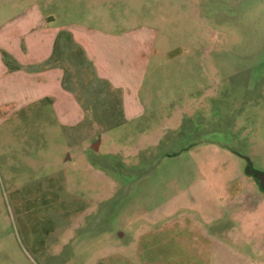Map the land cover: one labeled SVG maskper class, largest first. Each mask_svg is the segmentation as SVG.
Returning <instances> with one entry per match:
<instances>
[{
    "label": "rangeland",
    "instance_id": "374dc122",
    "mask_svg": "<svg viewBox=\"0 0 264 264\" xmlns=\"http://www.w3.org/2000/svg\"><path fill=\"white\" fill-rule=\"evenodd\" d=\"M33 10L149 47L126 118L67 33L82 121L0 91V264H264V0H0V30Z\"/></svg>",
    "mask_w": 264,
    "mask_h": 264
},
{
    "label": "crops",
    "instance_id": "0c3cea01",
    "mask_svg": "<svg viewBox=\"0 0 264 264\" xmlns=\"http://www.w3.org/2000/svg\"><path fill=\"white\" fill-rule=\"evenodd\" d=\"M51 21L33 10L0 30V91L5 90V102L23 105L49 101L58 108L62 125L82 121L83 102L65 84V65L54 58L61 33H67L94 76L118 95L123 117L132 108L141 107L136 90L146 60L148 38L116 36L82 27H57Z\"/></svg>",
    "mask_w": 264,
    "mask_h": 264
},
{
    "label": "water",
    "instance_id": "95a60500",
    "mask_svg": "<svg viewBox=\"0 0 264 264\" xmlns=\"http://www.w3.org/2000/svg\"><path fill=\"white\" fill-rule=\"evenodd\" d=\"M245 172L253 175L259 188L264 191V172L254 169L249 161L246 165Z\"/></svg>",
    "mask_w": 264,
    "mask_h": 264
},
{
    "label": "trees",
    "instance_id": "16d2710c",
    "mask_svg": "<svg viewBox=\"0 0 264 264\" xmlns=\"http://www.w3.org/2000/svg\"><path fill=\"white\" fill-rule=\"evenodd\" d=\"M263 191V190H262ZM264 192V191H263Z\"/></svg>",
    "mask_w": 264,
    "mask_h": 264
}]
</instances>
